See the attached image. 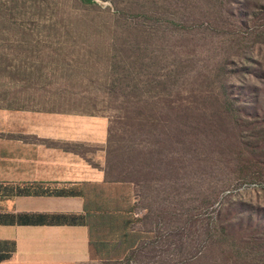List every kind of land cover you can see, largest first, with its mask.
<instances>
[{
    "label": "rangeland",
    "instance_id": "rangeland-1",
    "mask_svg": "<svg viewBox=\"0 0 264 264\" xmlns=\"http://www.w3.org/2000/svg\"><path fill=\"white\" fill-rule=\"evenodd\" d=\"M0 109L145 158L162 235L123 264H264V0H0Z\"/></svg>",
    "mask_w": 264,
    "mask_h": 264
},
{
    "label": "crops",
    "instance_id": "crops-1",
    "mask_svg": "<svg viewBox=\"0 0 264 264\" xmlns=\"http://www.w3.org/2000/svg\"><path fill=\"white\" fill-rule=\"evenodd\" d=\"M7 112L0 109V116ZM14 114L16 122L0 123V256L12 249V242L17 249L0 264L107 262L110 246L104 245L103 211L96 205L100 189L109 186L106 172L89 165L83 152L62 145L106 144L109 122L90 132L85 124L34 123L32 113ZM28 183L72 187L77 196L10 193V186Z\"/></svg>",
    "mask_w": 264,
    "mask_h": 264
},
{
    "label": "trees",
    "instance_id": "trees-1",
    "mask_svg": "<svg viewBox=\"0 0 264 264\" xmlns=\"http://www.w3.org/2000/svg\"><path fill=\"white\" fill-rule=\"evenodd\" d=\"M249 2L245 4L249 5ZM260 12L251 9L247 14L256 17ZM240 26H247V21H242ZM138 125L142 126L143 122ZM113 144L112 140H109V147L107 148L109 166L105 170L106 183L109 186H103L100 189L99 204L96 205L103 211L102 226L106 230L103 240L108 241L104 245L106 247L110 246L109 256L111 257L107 259V262L109 264H123L126 260L136 259L144 249L150 246L149 244H155V239L162 235V227L158 226L159 221L152 224L153 227L149 229L139 227L141 223L145 225L150 223L149 220L152 218V211L149 212L148 216H138L142 210L149 208L140 206L142 202L141 187L145 182L142 173L147 165L145 158L142 156L139 159L137 156H133L132 152L134 150L124 151V147H116ZM62 146L67 150L80 152L79 145L72 147L69 144H63ZM117 153L121 155L119 159L115 160ZM115 170H117V173L114 172ZM10 187L7 186V188H10L12 195L77 196L72 187L59 188L45 186L40 183L12 185ZM165 214L166 210L161 213L160 222L165 220ZM12 245L13 247L8 253L0 256V261L13 256L17 249L16 242H12ZM230 256L226 255L227 261L234 257L233 254H230Z\"/></svg>",
    "mask_w": 264,
    "mask_h": 264
}]
</instances>
